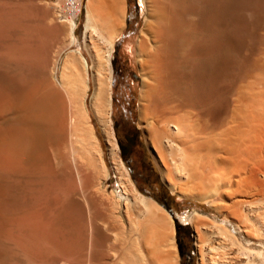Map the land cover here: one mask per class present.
<instances>
[{"label": "bare ground", "instance_id": "6f19581e", "mask_svg": "<svg viewBox=\"0 0 264 264\" xmlns=\"http://www.w3.org/2000/svg\"><path fill=\"white\" fill-rule=\"evenodd\" d=\"M141 2L138 124L166 186L214 213L181 219L198 264H264V0ZM85 10L90 63L67 54L58 85L45 45L0 42V184L25 190L0 197V264H180L177 218L138 193L117 153L111 56L125 0ZM68 24L72 34L75 16ZM90 110L118 193L102 188Z\"/></svg>", "mask_w": 264, "mask_h": 264}, {"label": "rangeland", "instance_id": "374dc122", "mask_svg": "<svg viewBox=\"0 0 264 264\" xmlns=\"http://www.w3.org/2000/svg\"><path fill=\"white\" fill-rule=\"evenodd\" d=\"M85 4L86 0H82L81 10L75 18V27L71 34L68 30V18H64L63 0H0V15L2 16H0V20H2L1 22H6H3V24L1 23L2 26L0 25V42H27L30 45L33 44V47L41 46L40 48L43 49L45 47L46 49L44 50H46L48 58V60L46 58V62L48 61L47 65L50 63L49 66L52 65L53 57L51 58V56L54 53L53 56L56 64H54L55 70L53 69L51 77L52 79L54 77L53 81L55 80L56 83L55 81L54 83L58 85L62 60L67 54L79 51L87 59V61L89 60L88 63H90V58L82 43L86 21ZM125 4L126 16L124 29L122 30L120 36L115 40L111 56L114 71L112 121L119 145L117 153L119 160L132 184L133 182L129 176L127 166L121 155L120 144L126 145L128 149H130V152L133 154V157H135L134 160L137 163L141 162L142 164L144 163L147 165L146 170L148 185H140V188L135 187L136 190L146 199L160 205L170 216H172L173 222L174 218H177L176 223L180 226L179 229H175V222L173 225L174 232L177 233V239L175 236V241L178 243L180 248V253L178 248L180 264H198L194 228L190 223L181 219L185 218L193 210L207 215H214V213L206 203L181 197L167 187L162 180L161 173L157 167L153 154L147 146L145 136L138 124V95L141 83L137 66L136 51L137 40L143 26L144 11L141 0H125ZM49 28L51 29L49 30ZM47 31L52 32V34L54 31V34H51L50 36V32ZM70 34L76 38V43L68 46L65 42H69V39L71 38ZM45 42L50 43L46 44ZM46 45H48V47ZM5 59L7 58H0V62L2 60L5 61ZM89 72H91L90 69ZM27 75L32 77L38 75L37 77H40L42 74L40 71H37L35 74L27 73ZM12 84L17 86L14 82ZM12 84L7 81L8 86L6 84L5 85L8 88L5 87L7 88L5 91L6 93L10 91V95L14 96L13 92H11V87L12 90L16 87H13ZM90 86L92 87L91 83ZM13 91L15 92L17 90L15 89ZM89 94L91 95V91ZM7 95L9 96L8 93ZM90 115L95 133L96 135L98 134L97 137H99L98 139L102 149V159L108 176H106L103 181L102 188H105L107 192L114 190L118 193L120 190L117 183L116 173L114 168L111 166L112 164L109 159L108 148L102 135L101 128L91 110ZM2 185L3 186L1 187L0 184V191L3 190L4 194L0 192V197H3L4 195L7 196V189H10L8 190V197L10 198H20L21 194L24 195L25 190L23 189L24 186L22 184H18V186L15 183H10V185L3 183ZM4 187H6V189ZM13 188L15 191L13 193L9 192L13 191ZM15 192L18 194L15 195ZM119 210L121 212L118 211V215L122 220V206ZM189 248H192L193 251L190 253V257H187L186 251Z\"/></svg>", "mask_w": 264, "mask_h": 264}, {"label": "flooded vegetation", "instance_id": "af4514ba", "mask_svg": "<svg viewBox=\"0 0 264 264\" xmlns=\"http://www.w3.org/2000/svg\"><path fill=\"white\" fill-rule=\"evenodd\" d=\"M121 146V155L124 159V163L127 166L129 176L135 185V187L140 188V185H148V180H147V165L142 164L141 162H136L134 160L135 157H133V154L130 152V149L126 145ZM180 226H178L179 229ZM177 235V233H176Z\"/></svg>", "mask_w": 264, "mask_h": 264}, {"label": "built area", "instance_id": "2783aa9c", "mask_svg": "<svg viewBox=\"0 0 264 264\" xmlns=\"http://www.w3.org/2000/svg\"><path fill=\"white\" fill-rule=\"evenodd\" d=\"M81 1L82 0H63V10H64V18H68L71 16H78L81 10Z\"/></svg>", "mask_w": 264, "mask_h": 264}, {"label": "trees", "instance_id": "16d2710c", "mask_svg": "<svg viewBox=\"0 0 264 264\" xmlns=\"http://www.w3.org/2000/svg\"><path fill=\"white\" fill-rule=\"evenodd\" d=\"M176 239H177V235H176ZM177 245H178V243H177ZM178 248H179V245H178ZM193 251V249L192 248H189V249H187V251H186V256L187 257H190V253ZM179 253H180V248H179Z\"/></svg>", "mask_w": 264, "mask_h": 264}]
</instances>
